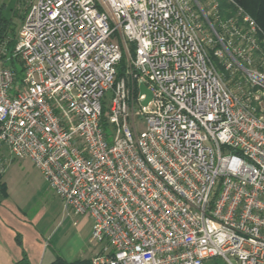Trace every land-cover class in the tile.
I'll list each match as a JSON object with an SVG mask.
<instances>
[{"label": "built area", "instance_id": "obj_1", "mask_svg": "<svg viewBox=\"0 0 264 264\" xmlns=\"http://www.w3.org/2000/svg\"><path fill=\"white\" fill-rule=\"evenodd\" d=\"M221 1L31 0L0 42V151L90 219L91 264H264V32Z\"/></svg>", "mask_w": 264, "mask_h": 264}, {"label": "crops", "instance_id": "obj_2", "mask_svg": "<svg viewBox=\"0 0 264 264\" xmlns=\"http://www.w3.org/2000/svg\"><path fill=\"white\" fill-rule=\"evenodd\" d=\"M0 160L5 161L0 173V264H15L23 257L28 264H50L57 258L68 263L90 260V219L66 216L61 200L49 189L40 172L36 169L37 175L32 177L31 172L22 167L27 163L31 165V161L9 159L4 150L0 151ZM14 165H20L21 174L13 185L16 189L20 184L19 187H27L18 190L17 198L11 196L16 190L5 176L7 168ZM39 200L41 207L29 215L30 210L26 208L37 205ZM51 210L55 211L54 217L50 215ZM47 216L51 217L50 225L46 222Z\"/></svg>", "mask_w": 264, "mask_h": 264}, {"label": "rangeland", "instance_id": "obj_3", "mask_svg": "<svg viewBox=\"0 0 264 264\" xmlns=\"http://www.w3.org/2000/svg\"><path fill=\"white\" fill-rule=\"evenodd\" d=\"M30 1L31 0H0V10H2L1 7H4V16H5L6 19H8L9 23H11L10 26L14 27L15 34L18 31V29H19V27L21 25V16L24 17L26 12L28 11ZM220 4L223 7V12H222L223 16H227L228 14H233L234 13L233 12V8L231 6H229V5H227L225 0H222L220 2ZM12 11H13V13H12ZM122 67H123V70H122L123 75H121L118 79L124 77V79L126 80V82L129 85L131 83V76L125 74V72L127 70V67H128V62L125 59H124ZM27 165L24 164V165H22V167H24L26 169V171H30L32 177L34 175H37L36 174L37 173L36 172L37 171L36 168H34V166L32 164L30 165L29 163H27ZM19 166L14 165L11 168L9 166L7 168L8 170L6 171V175H5L6 178L8 179V181H9V184L13 188V190H16L15 192H11V196L13 198H17L18 196H20L19 193H18V190H20V188L21 189L27 188L24 185H22V187H19L21 185L20 184V185H18V188L16 189V187L13 185V182L16 179H20L19 177H20V174H21V169L19 168ZM26 198L27 197H22V199H26ZM40 207H41V205H40V200H39V203L37 205L30 206L29 208H26V210H30V214L29 215H32L34 212H37V210H39ZM54 212H55L54 210L50 211L51 217L53 215H55ZM50 218H48V216L46 218V222H47L48 225H50V223H52V220H50ZM207 264H216V263L208 262ZM217 264H220V263H217Z\"/></svg>", "mask_w": 264, "mask_h": 264}, {"label": "trees", "instance_id": "obj_4", "mask_svg": "<svg viewBox=\"0 0 264 264\" xmlns=\"http://www.w3.org/2000/svg\"><path fill=\"white\" fill-rule=\"evenodd\" d=\"M233 1L239 7H241L243 11L247 13L264 32V0H233ZM1 8L2 10H0V42L6 39L7 49L9 48L10 50L14 44V40L16 38L18 31L15 34L14 27L10 26L11 23H9L8 19H6L4 16V7H1ZM22 18L23 16H21V22H22ZM123 62H124V59L121 60L120 65L118 67V73H117L118 78L121 75H123L122 73ZM208 262H213L216 264L220 263L217 259H212V260H209ZM15 264H28V263H27L26 258L23 257L20 261H18ZM50 264H91V263H90V260H75V261L68 263L62 260L61 258H57L54 262Z\"/></svg>", "mask_w": 264, "mask_h": 264}, {"label": "water", "instance_id": "obj_5", "mask_svg": "<svg viewBox=\"0 0 264 264\" xmlns=\"http://www.w3.org/2000/svg\"><path fill=\"white\" fill-rule=\"evenodd\" d=\"M138 89L140 95L144 96V98L140 100V104L141 106L146 107L151 100V92L142 83H139Z\"/></svg>", "mask_w": 264, "mask_h": 264}]
</instances>
